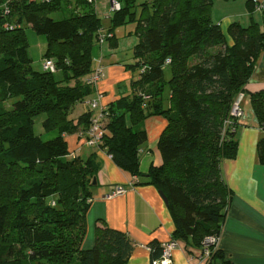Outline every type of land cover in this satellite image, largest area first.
I'll return each mask as SVG.
<instances>
[{
	"label": "trees",
	"instance_id": "1",
	"mask_svg": "<svg viewBox=\"0 0 264 264\" xmlns=\"http://www.w3.org/2000/svg\"><path fill=\"white\" fill-rule=\"evenodd\" d=\"M0 2L7 7L0 9V264H126L132 240L104 223L94 227L91 245L82 246L87 199L99 161L95 153L85 159L68 158L65 139L89 127V108L75 120L69 114L94 90L79 78L91 71V48L103 29L101 17L88 0ZM122 2L109 18L108 39L117 26L135 23V62L128 68L138 75L130 83L131 93L106 105L107 133L98 148L139 177L135 184H150L164 193L174 223L171 238L183 241L191 252L201 248L206 236L219 234L225 217L231 190L220 164L235 156L238 142L236 129L224 128L223 123L264 52V21L246 26L233 21L225 34L211 19L213 0ZM58 11L67 16H50ZM7 21L13 23L11 29L4 27ZM23 24L46 36L42 57L52 58L63 78L32 68ZM249 95L264 130V88ZM43 113L45 132H53L48 139L33 130V118ZM152 115L167 121L157 140L162 162L142 173L143 122ZM257 156L264 164V136L257 142ZM18 167L36 175L20 184L14 174ZM50 193L56 194L54 205L40 207ZM55 205L63 210L54 215ZM9 234L18 235L30 254L18 251ZM149 246L151 260L158 258L161 245L152 241ZM218 256L216 248L207 264H215Z\"/></svg>",
	"mask_w": 264,
	"mask_h": 264
},
{
	"label": "crops",
	"instance_id": "2",
	"mask_svg": "<svg viewBox=\"0 0 264 264\" xmlns=\"http://www.w3.org/2000/svg\"><path fill=\"white\" fill-rule=\"evenodd\" d=\"M257 3H264V0H213L210 16L221 29L225 25V30H222L226 34L228 24L233 21L244 26L251 21L262 24L264 10H256L254 6ZM108 7L107 0H102L99 8L95 5L98 16L102 12L110 18ZM227 41L231 42L228 37ZM102 44L99 45V58L94 66L91 65V69L101 65L102 76L91 94L95 97L101 93L100 102L107 105L121 94L131 93L133 88L131 84L127 88L126 83L128 80L131 83L133 79L122 70L124 66L121 61L104 63ZM166 74L169 75V72ZM262 88L264 52L258 55L254 72L244 86V114L238 120L235 131L238 142L236 154L233 158L223 159L220 164L222 177L231 194L218 234L217 249L220 256L216 257L215 264H264V164L259 162L257 156V142L264 136V130L252 110L249 95ZM164 93L167 95L168 90ZM87 110L88 106L84 102H77L70 110L74 111V115H69V118L75 120ZM166 123L162 115H152L144 120L146 140L139 149L140 172L146 173L151 164H161L157 140ZM65 139L67 142L69 140L68 150L74 155L86 158L90 153H95L99 161L96 184L90 189L87 233L82 246L86 248L91 245L94 227L104 223L125 232L132 240L133 249L126 264H149L150 242L161 245L171 238L174 230L173 220L158 190L150 184H135L140 178L118 167L104 150L80 145L78 132L66 135ZM114 185L125 186L126 191L108 196ZM199 254L200 248H192L188 252L184 242L179 241L172 255L173 264H204L198 258Z\"/></svg>",
	"mask_w": 264,
	"mask_h": 264
},
{
	"label": "rangeland",
	"instance_id": "3",
	"mask_svg": "<svg viewBox=\"0 0 264 264\" xmlns=\"http://www.w3.org/2000/svg\"><path fill=\"white\" fill-rule=\"evenodd\" d=\"M68 1H70V0H68ZM101 1L102 0H96V5L98 8L100 7ZM118 1L120 3V7H121V3H123V2H122V0H118ZM142 1L143 0H137L138 3L142 2ZM107 2L110 4V0H107ZM4 6H6V5H3V3L0 2V7H4ZM103 6H104V3H103ZM69 8H70V6L67 9H69ZM100 13H101L100 17L102 20L103 30L105 32L109 33V31H108L109 27H110L109 18L105 17V15H103L102 12H100ZM63 15L67 16V14L63 11L51 12V14H50V16H53V17L63 16ZM11 23H12L11 21H7L4 25V27L11 29L13 27V23L12 24ZM23 26L25 28V34H26V38L28 41V54L31 58L32 68L34 70L40 71L41 70L42 54L44 53L46 46H47V38L45 35L39 34V33H36L35 31H33L28 25L23 24ZM134 29H135V23L134 22H129L127 24L117 26L116 28H114L112 30V33H113L112 40L110 41L108 39L109 38L108 37L103 41V44H102L103 55H104L105 60H106V61H104V63L105 64L109 63V62L115 63V62L121 61L122 62L121 64L124 66L122 70H124V72H126V75L132 79L137 78V75H138L137 70H134L132 68H128L129 64H133L135 62V60L133 59V55L131 54L133 52V46L137 43V40H138V37L134 33ZM222 29L225 30V25H222ZM111 37H112V35H111ZM99 55H100L99 45L94 44L91 48V58H92L91 65L92 66L95 65V62L99 58ZM48 72H50V71H48ZM167 72H168V70L166 69L164 72L166 77L168 76L166 74ZM50 73L54 74L56 79L63 78L62 71L58 70L57 67L55 68L54 72H50ZM87 75H88V73L79 78L80 83H84L83 82L84 78ZM72 82H75V81L71 80L69 82V85H71ZM62 85H66L65 82H63ZM129 85H130V81L128 80V82L126 83V87L128 88ZM93 96H94L93 94H90L89 96H87L85 98V100L91 99V98H93ZM7 104L9 105V102H7ZM69 115L73 116L74 111H70ZM44 118H45L44 113L38 114L33 118V130H34L35 134L42 136L43 139H48V138L53 136V132H48V133L45 132L44 127H43V119ZM107 121H108V118L105 120V125L107 124ZM69 144H70V142L68 140L67 146H69ZM72 157H73L72 155L68 156V158H70V159ZM79 157L82 159H85L81 156H79ZM14 174H15V178L18 180V183H20V184L26 178H29V177L36 175L35 172L28 171L22 167L15 168ZM44 179L47 181V179L45 177H44ZM52 188H53V186L50 184V189H52ZM83 191H84V189H83ZM55 198H57L56 194H53V193H50L49 196H44L43 197V204H41L40 207H42L43 205L44 206L46 205L45 208L49 207V206H53L54 205L53 201ZM87 201H90L89 198L87 199ZM54 209H56V212ZM62 210H63L62 206L55 205V207L53 208V211H54L53 213H54V215H55V213L59 214ZM41 214L43 216V214H45V212H41ZM9 240L13 241V244H14L15 248L18 249V251L25 249V253L30 254L31 250L29 248L23 247L21 245V243L19 242L18 235L9 234ZM29 261H31V260H29Z\"/></svg>",
	"mask_w": 264,
	"mask_h": 264
},
{
	"label": "built area",
	"instance_id": "4",
	"mask_svg": "<svg viewBox=\"0 0 264 264\" xmlns=\"http://www.w3.org/2000/svg\"><path fill=\"white\" fill-rule=\"evenodd\" d=\"M89 2L96 5V0H88ZM4 5V4H3ZM0 8H7L6 6ZM109 12H114L120 8V3L117 0H110ZM254 8L256 10H264V3L255 4ZM111 33L105 32L103 29L97 31V44L100 45L103 41L111 37ZM55 62L52 58L42 57L41 59V69L44 71H55ZM102 66L97 65L95 68L91 69L90 73L84 78V83L94 87L98 80L102 76ZM101 93H97L95 97L84 100V103L92 111L90 117L89 127L85 131L78 132V138L80 145H85L87 147H97L101 143L102 137L107 133L105 129V120L107 119V107L100 102ZM244 92H238L229 109L228 117L224 120V128H229L232 130L236 129L235 122L244 114L243 109ZM71 155H74L71 153ZM126 187L122 185H114L110 189L108 196L118 195L124 193ZM219 237L218 235L206 236L202 242L200 248L199 259L200 261L207 264L211 252L217 248ZM179 241L170 238L168 241L161 244V253L158 258L150 260L149 264H173L172 255L174 250L178 247ZM213 246V247H212Z\"/></svg>",
	"mask_w": 264,
	"mask_h": 264
},
{
	"label": "water",
	"instance_id": "5",
	"mask_svg": "<svg viewBox=\"0 0 264 264\" xmlns=\"http://www.w3.org/2000/svg\"><path fill=\"white\" fill-rule=\"evenodd\" d=\"M95 184H96V176H93L91 185H95ZM158 192L161 195L162 199L164 200L165 204L168 205V200H167L166 196L164 195V193L162 191H158Z\"/></svg>",
	"mask_w": 264,
	"mask_h": 264
}]
</instances>
